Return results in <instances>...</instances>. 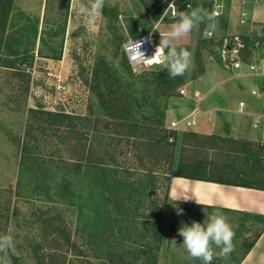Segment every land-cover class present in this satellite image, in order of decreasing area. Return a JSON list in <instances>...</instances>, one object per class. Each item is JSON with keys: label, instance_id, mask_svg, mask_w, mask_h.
<instances>
[{"label": "rangeland", "instance_id": "rangeland-1", "mask_svg": "<svg viewBox=\"0 0 264 264\" xmlns=\"http://www.w3.org/2000/svg\"><path fill=\"white\" fill-rule=\"evenodd\" d=\"M169 2L105 0L90 25L80 12L90 0H0V235L14 244L0 253V264H113L110 258H141L143 250L146 264L154 253L156 264H201L188 258L179 229L206 224L216 212L235 232L234 251L212 264H236L256 237L254 220L172 204L165 196L173 175L264 182L257 141L231 130L249 131L236 106L262 81L211 60L223 36L254 39L264 35V24L241 26L233 1L222 18L205 19L175 42L191 53L184 75L171 78L164 63L133 67L124 44L151 34L160 42L153 28L163 34L176 21L164 17ZM178 10L212 15L210 0H178ZM196 91L207 98H195ZM196 107L213 134H201V125L169 130ZM149 243L158 251L141 248Z\"/></svg>", "mask_w": 264, "mask_h": 264}, {"label": "built area", "instance_id": "built-area-1", "mask_svg": "<svg viewBox=\"0 0 264 264\" xmlns=\"http://www.w3.org/2000/svg\"><path fill=\"white\" fill-rule=\"evenodd\" d=\"M212 16L216 19L222 18L228 10V4L235 1H239V23L244 27H251L256 29V23L253 19L252 12L248 9L247 0H210ZM170 4L167 6V11L164 13V17L167 15L171 18H176L175 13L178 10V0H170ZM187 9L192 8L191 3L186 4ZM262 28L259 27V31ZM254 32V31H252ZM207 38H212L213 33L206 32ZM256 33V32H254ZM250 35H239L231 32L230 34L223 36L219 39V47L217 53H213L211 60L218 63L224 70L235 73L238 77L253 79V81H262V84H253L249 89V94L255 98L264 97V44L259 39H262L264 35L259 34V37L249 39ZM140 44L139 50L144 53L145 59L153 57L159 40L153 35H147L139 37L137 39L128 40L124 44V52L127 56L129 63L133 67L142 66H158L163 63L158 62L159 57L153 58L151 62L145 63L144 59L138 56L136 44ZM258 83V82H257ZM182 95L186 94L185 89H181ZM195 98L204 100L207 98L206 94L202 95L199 91L194 94ZM238 112L240 114L251 116L252 123L251 128L254 131L262 133V139L259 144L264 146V111L253 112L249 109V104L245 100H241L238 104ZM201 114L200 108L196 107L188 116L181 120H173L169 126V130H179L180 125H183L184 129H194L199 124L198 116Z\"/></svg>", "mask_w": 264, "mask_h": 264}, {"label": "crops", "instance_id": "crops-1", "mask_svg": "<svg viewBox=\"0 0 264 264\" xmlns=\"http://www.w3.org/2000/svg\"><path fill=\"white\" fill-rule=\"evenodd\" d=\"M249 1L252 5L251 12L252 16L254 17V21L264 24V1ZM233 9H235V6L232 5L231 11ZM232 13L233 11L231 12V14ZM236 25L237 24H234L235 27ZM234 26L233 29L235 28ZM250 86L251 81H248V87ZM246 94H249V90L246 91ZM247 95L244 96L247 97ZM246 97H242L238 101L235 113L240 117V120L248 121L249 131H243V129L238 126L231 127V130H234V133L237 132L239 134L249 136L247 138H250V140L257 141V145H260L259 142L262 139V133L253 130V132H255V135H261L260 140L256 137L254 138L255 135L251 131L252 118L251 116L240 114L238 112V104L241 100H245L248 102L249 109L251 111L262 112L264 111V97L259 99L252 96V99ZM254 103L255 105L257 104V107L253 106ZM216 111H218V109H216ZM201 117L202 110L201 114L198 116L199 124L196 128H199L201 125ZM208 123L210 122H206V124L201 125V134H213V130L209 127ZM260 146L264 147L262 145ZM199 178L202 177L192 178L191 176L186 175H173L169 183L168 201L172 204L181 203L182 206L194 207L201 210L210 209L230 212L232 214L238 215L239 217L254 220L256 223H258L260 228L257 233L260 232L261 235L256 239V242L250 250L247 251V246L253 240L246 245V249L242 254H240L241 256L237 260L236 264H264V188H260V186L264 184V182H262L261 185H252L250 187H244L228 184V182L225 181L216 182L213 179L201 180Z\"/></svg>", "mask_w": 264, "mask_h": 264}, {"label": "clouds", "instance_id": "clouds-1", "mask_svg": "<svg viewBox=\"0 0 264 264\" xmlns=\"http://www.w3.org/2000/svg\"><path fill=\"white\" fill-rule=\"evenodd\" d=\"M104 6L105 0H90L88 6L81 5L80 12L88 17V23L91 25L102 13ZM175 16V23L166 33L162 34L159 31V25L153 28L159 32L161 39L152 58L145 59L144 53L139 50L140 44H136L138 56L143 58L145 63L159 57L158 62L167 65L168 75L173 79L184 75L191 66V53L187 49L179 47L175 42L190 34L205 19L209 21L214 19V16L207 13L202 14L198 10L177 11ZM179 235L183 237L182 246L188 258L198 259L201 264H212L215 257L227 258L234 251L235 232L227 217L219 212L209 216L206 224L194 221L190 226L183 225L179 229ZM171 246L173 250L176 249L175 240L171 241ZM213 246L220 249L219 253ZM13 247V240L10 236L0 235V253L6 255Z\"/></svg>", "mask_w": 264, "mask_h": 264}, {"label": "trees", "instance_id": "trees-1", "mask_svg": "<svg viewBox=\"0 0 264 264\" xmlns=\"http://www.w3.org/2000/svg\"><path fill=\"white\" fill-rule=\"evenodd\" d=\"M177 6H178V3H177ZM166 73V72H165ZM164 74V73H163ZM105 123H107V125L106 126H114V125H118V123H115V122H109V121H100V125L101 124H105ZM171 134H172V132H170ZM171 137H173L172 135H171ZM258 146V150L259 151H261V152H263L264 153V147H261L260 145H257ZM94 152H95V150L94 149H92V154H94ZM76 166H79V165H76ZM80 167V166H79ZM90 169H93V167H90ZM86 171V170H85ZM87 171H90V170H87ZM192 178H197V177H192ZM199 179H201V180H208V179H202V178H199ZM216 182H222L221 180H215ZM228 184H232V185H237V186H244V187H250V186H252L253 184H246V183H228ZM260 188H264V184H262L261 186H260ZM165 199H166V201H168V199H169V185H168V188H167V192H166V196H165ZM176 205H181L182 206V204L181 203H176ZM165 209V208H164ZM157 216H154V220H155V222H154V225H156V227H160L159 226V222L157 221ZM261 235V233L259 232V233H257V235H256V238L250 243V244H248V246H247V251L248 250H250L251 248H252V246L254 245V243L256 242V239L259 237ZM160 236V235H159ZM159 238V237H158ZM145 247H147L149 250V253H153V252H155L156 250L158 251V244L155 246V248H154V246L151 244V243H149L148 245H141V248H143V249H145ZM148 253H147V251H141V258L140 257H137L136 259L135 258H132V257H126V256H124V255H121L119 258L120 259H118V261L116 260V259H114V258H110V263H113V264H115V262H117L118 264H146V262L150 259V258H147V259H145V260H143L142 259V257H143V255L145 256V255H147ZM135 260H136V262H135ZM157 260H158V256L154 253V255L152 254V259H151V261L153 262V264H156L157 263Z\"/></svg>", "mask_w": 264, "mask_h": 264}]
</instances>
